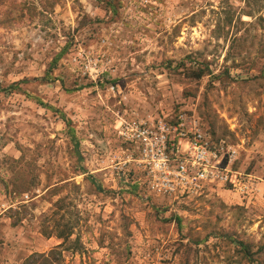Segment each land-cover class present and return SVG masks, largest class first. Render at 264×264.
I'll return each instance as SVG.
<instances>
[{"label": "rangeland", "instance_id": "obj_1", "mask_svg": "<svg viewBox=\"0 0 264 264\" xmlns=\"http://www.w3.org/2000/svg\"><path fill=\"white\" fill-rule=\"evenodd\" d=\"M181 111L258 195L147 191L117 127ZM70 229L62 264H264V0H0V264Z\"/></svg>", "mask_w": 264, "mask_h": 264}, {"label": "built area", "instance_id": "obj_2", "mask_svg": "<svg viewBox=\"0 0 264 264\" xmlns=\"http://www.w3.org/2000/svg\"><path fill=\"white\" fill-rule=\"evenodd\" d=\"M117 131L143 174L142 185L153 195L178 199L218 189L243 197L261 192V180L236 167L237 148L214 140L195 114L124 121Z\"/></svg>", "mask_w": 264, "mask_h": 264}, {"label": "trees", "instance_id": "obj_3", "mask_svg": "<svg viewBox=\"0 0 264 264\" xmlns=\"http://www.w3.org/2000/svg\"><path fill=\"white\" fill-rule=\"evenodd\" d=\"M191 70V73H190V77L192 78H195V79H201L203 78L204 76L210 74L208 72V68H199L197 71L194 70L193 68L190 69ZM31 96V95H29ZM64 119L66 118L65 116L63 117ZM68 124H69V121L67 120ZM72 138H75L74 134L72 135ZM78 147V144L76 143V146L75 148ZM92 181L95 183V181L92 179ZM181 219H179V222H180ZM73 234L72 232V229H70L67 234L65 233H59L58 238L62 239L63 242L51 249L50 251L48 252H43V253H32L31 255H29L24 261L22 264H62L63 262V251L62 249L60 250V248L63 247V244L65 243V241H67L70 236ZM248 247L247 245L244 246V253L248 254Z\"/></svg>", "mask_w": 264, "mask_h": 264}]
</instances>
